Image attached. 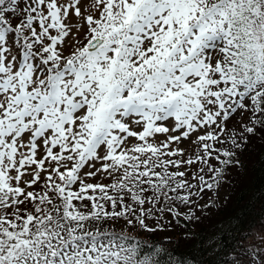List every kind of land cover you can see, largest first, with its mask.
<instances>
[{"label":"snow or ice","instance_id":"snow-or-ice-1","mask_svg":"<svg viewBox=\"0 0 264 264\" xmlns=\"http://www.w3.org/2000/svg\"><path fill=\"white\" fill-rule=\"evenodd\" d=\"M84 2L0 0V264H194L131 233L199 222L264 140V0ZM256 231L207 247L264 264Z\"/></svg>","mask_w":264,"mask_h":264},{"label":"trees","instance_id":"trees-1","mask_svg":"<svg viewBox=\"0 0 264 264\" xmlns=\"http://www.w3.org/2000/svg\"><path fill=\"white\" fill-rule=\"evenodd\" d=\"M239 158L242 168L229 167L233 171L223 179L227 192L221 202L214 201L211 208L203 209L200 221L193 226L191 224L194 222L189 221L190 224L180 217L173 221L174 225L185 231V235L182 236L180 231L171 233V244L164 242L157 234L148 238L137 235L143 242V249L147 250L154 241L168 248L178 243L179 247L175 248L174 254L194 258V264L200 260L208 264H219L220 261L234 258V255L213 258L211 249L207 247L208 238L214 236V242L239 251L245 247L246 240L253 235L261 217H264V140L251 137L247 149ZM241 209L243 212L240 220H231L230 223V218ZM209 213H212L210 217Z\"/></svg>","mask_w":264,"mask_h":264},{"label":"rangeland","instance_id":"rangeland-1","mask_svg":"<svg viewBox=\"0 0 264 264\" xmlns=\"http://www.w3.org/2000/svg\"><path fill=\"white\" fill-rule=\"evenodd\" d=\"M90 3H91V0H85V2L82 4V9L83 8H87ZM81 35H83V34L81 33ZM213 163H216V162L213 161ZM230 171H231V168H228V170L224 173V177L222 178V184H221V186H220V188L218 190V193H214L213 191H205L203 196L201 198H199L198 202L200 204L206 203L207 202V198H209V197L212 198V200L216 201V202H219V201L221 202L223 200V198L225 197L226 192H227V187L225 186L223 179L228 177V174H229ZM230 180H232V179L230 178ZM181 211L185 212L187 210L182 207ZM211 214L212 213H209L208 217H210ZM196 215L202 216L201 210H197L196 211ZM180 218L184 219L183 216H181ZM169 219H171V218L169 217ZM188 223H190V222L188 221ZM195 223L196 222H194L193 224H191V223L190 224H191V226H193ZM120 228H121V225H116L117 231H119ZM175 231H180L182 236L185 235V231L180 226H177V225H174V224H173V226L171 228L165 229L164 231H158L156 234L159 235L163 239L164 237H170L169 235L171 233H174ZM131 234L135 235V236L138 235V236H141V237H144V238H148L149 236H151V234H148V233H146L144 231L132 232ZM258 240H259V234L255 230L253 235L246 240L245 246H254L256 243H258ZM163 241L167 242V244H171V242L169 240L163 239Z\"/></svg>","mask_w":264,"mask_h":264}]
</instances>
